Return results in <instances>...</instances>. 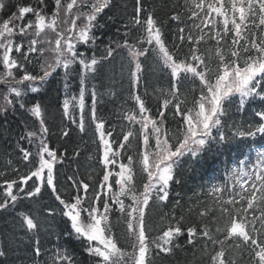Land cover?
I'll use <instances>...</instances> for the list:
<instances>
[{
  "label": "snow or ice",
  "instance_id": "obj_1",
  "mask_svg": "<svg viewBox=\"0 0 264 264\" xmlns=\"http://www.w3.org/2000/svg\"><path fill=\"white\" fill-rule=\"evenodd\" d=\"M113 3L114 0H53L50 9L47 0H35V4L17 5V10L8 18L0 19V65L3 69L0 72V85L7 89L3 94L5 105L0 107V112L18 104L40 125L39 134L27 130L26 126L24 134L18 137L16 148L22 154L23 161L34 166L23 175L14 170L17 171V178L3 181L4 198L0 201V210L7 211L10 206L14 208L22 197L37 196L47 185L55 200L63 206L62 215L70 221L71 232L67 234L87 241L84 251L95 260V264H148L152 249L159 253L171 252L175 238L185 230L189 244L198 235L205 239L203 255L209 258L208 264H237L235 259L227 258L230 252L241 257L246 254L247 264H264V152L257 154L253 171L246 172L243 161L240 168L231 171L234 183L227 185L226 199L217 195L214 203L226 217L223 228L217 226L213 232L206 223L184 226L183 217L175 223L166 219L159 228L160 234L150 240L145 224L146 208L153 196L162 202L168 199L169 182L174 178L173 169L179 158L186 154L196 157L209 142L223 144L235 137L264 133V0H183V4L177 5L178 10L170 17V22L185 25L178 26L181 43L174 45L173 49L165 42L162 23L145 8L144 0H132L127 21H121L125 29L121 38L123 42L115 41V47L106 45L104 54L99 58L96 55L89 57L79 50L80 46L95 42V29L105 26L100 24L99 17ZM6 7L4 0H0V11ZM123 7L128 8L127 0ZM28 14L34 20H27ZM108 19L114 21L112 16ZM139 29L143 30L142 34L138 38L131 37L130 34ZM46 30L55 34L54 41L47 35L41 38ZM194 31L198 34L193 35ZM132 39L134 42H130ZM185 40L190 47L182 55ZM208 41H215V46L214 50H206L208 55L205 59L198 46ZM145 44L150 47H144ZM117 49L127 50L128 75L133 89L130 99L138 108V114L134 109L125 111L123 119L140 126L138 135L142 148L138 144L135 158L128 155L127 163H118L121 149L131 148L130 138L137 134L128 128L122 131V140H116L114 130H107L104 121L97 117V93L93 90L91 120L99 139V162L104 166L103 176L99 191H94L91 197L89 183L68 177L76 193L66 200L57 188L54 175L57 152L51 150L44 139L49 131L44 110L39 102L26 107V91L37 93V85L43 86L49 77L62 68L67 97L70 90L68 76L73 66L78 65L79 97L66 98L62 107L64 117L73 124H77V120L70 107L79 109L78 127L83 132L85 82L89 74L96 73L102 61L114 56ZM34 53L37 54L40 70L36 74L29 70ZM153 54L163 69L170 72V88L157 90L158 98L162 100L159 119L149 114L145 100L135 92L143 72L140 58ZM213 60L216 61L214 67ZM181 73L191 78L193 83L199 81V96L186 110L182 108L186 100L179 98ZM8 94H14V99L9 100ZM236 96L239 97L237 111L243 110L249 101L257 105L253 111L255 117L259 118L258 122L249 123L247 128L239 123L226 125L223 119L227 115L225 104H232ZM170 106L174 109L173 115L182 118V124L175 133L170 132L165 124V110ZM225 126L232 131L231 137L224 132ZM214 129L216 135L213 134ZM68 134L67 131L63 133L64 136ZM25 139L35 147V155L20 145L19 141ZM116 144L119 147H115ZM117 163L119 171L114 173L109 166ZM136 164L146 174L142 190H138L133 183ZM113 176L116 177V191L109 183ZM30 180L34 181V187L29 191L26 185ZM176 182L179 183V180ZM14 188L16 193L13 192ZM222 191L224 189L220 186L212 188V194H221ZM122 197L131 203L126 204ZM101 200L102 211L97 206ZM113 211H118L126 223L133 241L132 252L121 248L113 234L109 224V213ZM211 211L212 208H207L198 215L205 217ZM53 214L49 210V215ZM84 214L86 219L82 218ZM19 215V227L14 230L13 241L26 245L30 257L28 264H76L73 255L66 250L50 252L43 248L39 236L40 223L31 214ZM221 234L223 239L220 238ZM209 244L213 246L211 251ZM216 246H219L218 250ZM45 253L48 259H42ZM6 256L7 251L0 245V264H6Z\"/></svg>",
  "mask_w": 264,
  "mask_h": 264
},
{
  "label": "trees",
  "instance_id": "obj_2",
  "mask_svg": "<svg viewBox=\"0 0 264 264\" xmlns=\"http://www.w3.org/2000/svg\"><path fill=\"white\" fill-rule=\"evenodd\" d=\"M7 7L0 11V19L8 18L12 12L17 10V5L35 4V0H4ZM125 0H114L113 6L106 9L99 17L100 24L104 27L95 29L96 40L94 43L83 45L79 50L85 52L87 56L96 55L98 58L104 54L105 46L115 47V41H122L125 29L121 21H127V15L132 10V0H127L128 8L123 7ZM49 8L53 7V0H47ZM183 4V0H144L145 8L149 12H153L155 17L162 23L164 38L167 46L173 49L174 45H179L178 26H185L177 22H170L171 15L178 10L176 7ZM112 16L114 21L109 20ZM33 16L28 14L27 20H32ZM184 19V17H182ZM26 20V21H27ZM119 29V31H117ZM143 30H134L130 35L138 38ZM198 33L193 32V35ZM187 35V31L185 33ZM134 42V39L130 40ZM215 41L201 42L198 46L200 53L205 55L206 50L212 48L214 50ZM144 47H147L144 45ZM190 45L185 40L182 49V55L187 53ZM143 72L136 90V94L145 100L146 106L150 109V115L159 119V99L158 89L170 88V72L164 70L162 65L151 55L147 58L141 57ZM32 64L29 70L34 74L39 73V63L36 54H32ZM216 61L213 60L212 66ZM2 65H0V70ZM79 67L74 65L68 76L70 90L67 96L78 95L80 91ZM64 70L57 71L48 81L39 87L37 93H28L24 97L26 107L39 102L44 110V119L49 131L44 139L48 143L51 150L57 152V163L54 167V175L57 180V188L62 197L66 200L76 193V189L71 187L72 181L68 177L77 180H83L90 184L89 197L94 191H99V182L102 179L104 166L99 162V141L95 133V125L91 120L92 110V91L97 93V117L105 123V128L109 131L114 130V138L122 140V131L128 128L136 132V136L131 139L132 147L121 149L122 161L125 162L128 155L137 156V145L142 148L139 140V128L136 124H130L129 121L123 119V113L129 110H135L138 114V108H135V102L130 99L132 91L130 90V79L128 75L127 50L117 49L113 57L107 61H102L97 66L94 74H89V78L85 82V108H84V131H80L79 110L72 108L70 112L76 118L77 124L63 115V101L66 97L64 91ZM180 99L186 100L182 108L186 110L191 107L192 101L199 95V83L196 81L182 80L180 76ZM195 88V91H193ZM236 105V107H235ZM225 104L227 115L223 118L227 124L239 123L247 128L249 123L259 121L254 115V106L246 107L241 111H237L238 105ZM174 109L169 107L165 110V124L170 132L175 133L176 128L182 124L181 117L173 115ZM27 130H34L37 133L40 130L39 121L25 109H20L18 104H13L10 111L0 114V201L4 198V180L17 178V171L20 175L26 174L34 164L23 161L22 154L16 148L18 137ZM226 135L232 136V131L227 126L223 129ZM67 131L69 134L64 136ZM39 134V133H38ZM213 134L216 135L215 130ZM20 145L25 149L32 151L33 145L25 140L19 141ZM264 145V133L260 136L235 137L223 144L209 142L205 148L192 157L186 154L179 158L173 169V180L169 182V196L166 201H159L155 196L150 200L149 206L146 208L145 224L149 239L159 235V228L164 220H171L175 223L180 217H183L182 225H201L206 223L211 230L215 232L217 226L223 228L226 217L220 212L215 205L217 195L221 198H227L228 192L227 182L226 188L221 194H212V188L215 184L223 183L227 176L230 175L236 163L241 161L246 154L254 147ZM115 147H119L118 144ZM11 162V163H9ZM17 170V171H14ZM134 182L138 189L144 182L145 174L139 164L134 165ZM179 180V183L176 181ZM34 181H28L27 190H32ZM16 189L13 192L16 193ZM82 192V190H81ZM100 209L103 208V201L97 202ZM62 205L55 200L51 189L44 185L41 193L35 197H22L19 199L15 207H9L7 211L0 210V245L7 251L5 258L6 264H28L30 259L29 250L26 245H19L13 241L14 230L19 227L20 213L31 214L41 227L39 233L43 243V248L54 252L59 249L68 251L75 258L76 264H95V260L84 251L86 244L82 240H76L71 232L70 221L61 213ZM231 207V206H228ZM212 208L205 217H199L201 210ZM52 210L53 215H49ZM109 224L112 227L113 234L121 248L128 251L131 247L132 239L129 237L126 223L121 219L118 211L109 213ZM223 239V235H220ZM205 239L197 236L196 240L187 243L186 230L176 237L172 251L169 253H159L158 250L152 249L148 257V264H208L209 258L203 255L205 247ZM209 244V251L212 249ZM227 248V244L225 245ZM217 250L219 246H216ZM48 254L42 259H48ZM228 259H235L237 264H247L248 257L245 254L241 257L239 254H228Z\"/></svg>",
  "mask_w": 264,
  "mask_h": 264
},
{
  "label": "rangeland",
  "instance_id": "obj_3",
  "mask_svg": "<svg viewBox=\"0 0 264 264\" xmlns=\"http://www.w3.org/2000/svg\"><path fill=\"white\" fill-rule=\"evenodd\" d=\"M32 20H34V17H33V19ZM45 35H47L49 38H51L53 41L55 40V34L54 33H52L50 30H46V33H44V34H42V36H41V38H43ZM17 39V42H19V37H17L16 38ZM35 54V53H34ZM37 55V54H36ZM62 69V68H61ZM60 69H58L57 71H59ZM3 71V69H1V72ZM27 83V82H26ZM38 87H39V85H37ZM21 87H24V86H21ZM7 92V89H6V87L4 86V85H0V107H3L4 105H5V101L3 100V94L4 93H6ZM77 97V96H76ZM78 97H79V95H78ZM77 97V98H78ZM66 98H71L70 96L69 97H65V99ZM8 99L9 100H13L14 99V94H8ZM13 107V105H11V106H8L7 107V109H6V111L7 110H10L11 108ZM71 108V107H70ZM73 108V107H72ZM78 109V108H77ZM0 113H3V112H0ZM39 133V132H38ZM37 144H38V142H36ZM153 143H154V141H153ZM35 151H36V149H35V147H33V152L35 153ZM262 152H264V149H259V150H254V151H251L249 154H248V156L243 160V162H244V166H245V171L246 172H248V171H253V168H252V166L253 165H255L256 163H257V154L258 153H262ZM241 165V164H240ZM109 167H111V168H113L112 166H109ZM241 166H238L237 167V169L238 168H240ZM117 170H115L114 171V173L115 172H118L119 171V167L118 168H116ZM114 178L116 179V177L114 176ZM228 181L229 182H231V183H234V181L232 180V177H229L228 178ZM137 187V186H136ZM137 189H138V187H137ZM117 190V186L114 184V186H113V191H116ZM139 190V189H138ZM141 190H142V188H141ZM122 199H125V203L126 204H128V203H131V201L130 200H128L127 198H125V197H122ZM103 210V208L101 209V211ZM82 218H85L86 219V214H84L83 215V217ZM74 238H76L75 237V235H72ZM78 239V238H77ZM80 240H82V239H80ZM85 242H86V244H87V241L85 240ZM133 242V241H132ZM93 243H95V242H93ZM133 251V250H132ZM131 251V252H132ZM129 252V251H128Z\"/></svg>",
  "mask_w": 264,
  "mask_h": 264
}]
</instances>
